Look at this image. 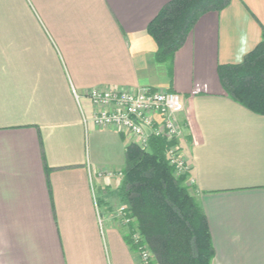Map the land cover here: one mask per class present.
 <instances>
[{
    "label": "crops",
    "instance_id": "0c3cea01",
    "mask_svg": "<svg viewBox=\"0 0 264 264\" xmlns=\"http://www.w3.org/2000/svg\"><path fill=\"white\" fill-rule=\"evenodd\" d=\"M170 1L0 0V264H143L118 219L135 142L90 120L94 87L183 96L178 141L212 264H264V114L219 76L264 39V0L204 11L159 61L148 26Z\"/></svg>",
    "mask_w": 264,
    "mask_h": 264
},
{
    "label": "trees",
    "instance_id": "16d2710c",
    "mask_svg": "<svg viewBox=\"0 0 264 264\" xmlns=\"http://www.w3.org/2000/svg\"><path fill=\"white\" fill-rule=\"evenodd\" d=\"M230 0H172L149 24L156 39L159 61L180 47L199 16L223 8ZM219 76L226 92L251 111L264 114V39L241 63L220 64ZM176 140L152 135L149 147L131 143L119 189L122 205L131 218L126 241L136 249L132 233L152 253L151 264H212L215 255L209 221L188 185L189 171L176 176L166 149Z\"/></svg>",
    "mask_w": 264,
    "mask_h": 264
},
{
    "label": "built area",
    "instance_id": "2783aa9c",
    "mask_svg": "<svg viewBox=\"0 0 264 264\" xmlns=\"http://www.w3.org/2000/svg\"><path fill=\"white\" fill-rule=\"evenodd\" d=\"M77 99L79 93L73 90ZM94 106L90 120L99 128L114 127L117 131L128 132L133 141L146 148L151 135L170 140H179L182 126L178 113L182 108L183 96L175 91L152 90L144 87L138 90L94 87L85 94ZM146 127L150 129L147 132ZM179 144V143H178ZM176 143L166 149L171 165L179 170L189 169L183 152ZM181 147V146H180ZM187 169V170H188ZM128 208L118 209L119 222L128 227L131 218ZM132 238L144 264H151L153 255L146 244L141 242L139 232H133Z\"/></svg>",
    "mask_w": 264,
    "mask_h": 264
},
{
    "label": "rangeland",
    "instance_id": "374dc122",
    "mask_svg": "<svg viewBox=\"0 0 264 264\" xmlns=\"http://www.w3.org/2000/svg\"><path fill=\"white\" fill-rule=\"evenodd\" d=\"M180 139V138H179ZM177 141V140H176ZM176 144H178L179 143V141H177V142H175ZM174 144V143H173ZM178 145H180V143L178 144ZM179 148H180V150H181V147L179 146ZM182 151V150H181ZM174 167V166H173ZM175 168V173H176V176H179L180 174H183L184 172H186V171H189V169L188 168H186L185 170H179V169H177L176 167H174ZM188 169V170H187ZM123 177H124V173H123V175H122ZM119 205V207L120 206H123L122 204H118ZM119 207H118V209H119ZM135 250H137V249H135ZM137 252H138V250H137ZM139 253V252H138ZM140 254V253H139ZM141 257V256H140ZM141 261H142V259H141ZM143 263V262H142ZM144 264V263H143Z\"/></svg>",
    "mask_w": 264,
    "mask_h": 264
},
{
    "label": "water",
    "instance_id": "95a60500",
    "mask_svg": "<svg viewBox=\"0 0 264 264\" xmlns=\"http://www.w3.org/2000/svg\"><path fill=\"white\" fill-rule=\"evenodd\" d=\"M146 130H147L148 133H150V129L149 128L146 127Z\"/></svg>",
    "mask_w": 264,
    "mask_h": 264
}]
</instances>
